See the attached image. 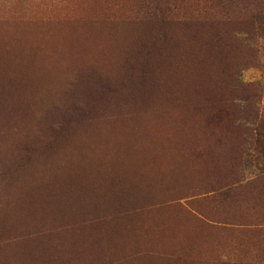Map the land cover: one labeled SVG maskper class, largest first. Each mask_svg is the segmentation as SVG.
Masks as SVG:
<instances>
[{
	"label": "rangeland",
	"instance_id": "374dc122",
	"mask_svg": "<svg viewBox=\"0 0 264 264\" xmlns=\"http://www.w3.org/2000/svg\"><path fill=\"white\" fill-rule=\"evenodd\" d=\"M0 264H264V0H0Z\"/></svg>",
	"mask_w": 264,
	"mask_h": 264
},
{
	"label": "trees",
	"instance_id": "16d2710c",
	"mask_svg": "<svg viewBox=\"0 0 264 264\" xmlns=\"http://www.w3.org/2000/svg\"><path fill=\"white\" fill-rule=\"evenodd\" d=\"M261 13H262V9H261V11L258 10V17L261 15ZM254 15H255V12H254Z\"/></svg>",
	"mask_w": 264,
	"mask_h": 264
}]
</instances>
